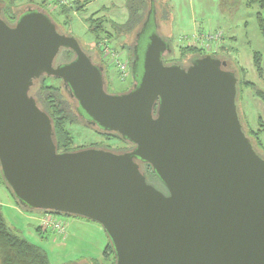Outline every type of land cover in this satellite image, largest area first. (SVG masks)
<instances>
[{
    "label": "water",
    "instance_id": "95a60500",
    "mask_svg": "<svg viewBox=\"0 0 264 264\" xmlns=\"http://www.w3.org/2000/svg\"><path fill=\"white\" fill-rule=\"evenodd\" d=\"M153 6L135 35L136 84L120 94L45 11L28 8L9 24L0 7L3 179L26 209L100 224L114 264H264V158L243 130L237 77L209 53L165 64L171 47ZM64 50L73 57L55 64ZM43 76L61 80L88 125L132 148L57 151L52 120L29 93Z\"/></svg>",
    "mask_w": 264,
    "mask_h": 264
},
{
    "label": "rangeland",
    "instance_id": "374dc122",
    "mask_svg": "<svg viewBox=\"0 0 264 264\" xmlns=\"http://www.w3.org/2000/svg\"><path fill=\"white\" fill-rule=\"evenodd\" d=\"M67 1L68 3L74 1L72 11L77 14L53 15L50 13L54 10V5L51 2L46 8V6L38 7V4L33 3V0L31 2L23 0L8 11L13 14L14 19L15 16L28 8H40L46 13L49 12L51 20L56 24L60 33L75 37L81 48L90 55L92 62L103 65L102 53L95 42L98 36L96 37L88 29V25L84 21V18L89 14L103 10L99 13L107 18L106 28L110 31L109 41L112 48L123 52L126 57L130 58L131 45L134 42L135 34L141 28L148 14L151 0H86L89 3L86 6L83 5L81 10H77L75 5L79 6L83 0ZM153 1L156 31L171 47V52L163 55L165 64L175 63L181 66L189 64L193 55L187 54L182 58L180 54L182 42L179 37L192 33L193 28H202L201 31L219 29L223 32L222 46L224 45V48L214 54L225 60V68L233 71L237 77L236 102L238 113H241L242 103L244 106L243 117L239 113L243 130L255 146L256 151L264 157V133L260 136L263 146L258 144L256 134L251 133V129L257 132L260 129L264 130V102L257 95L259 90L264 92V39L258 25L259 14L264 18V6L260 0ZM106 8L109 11H105ZM2 15L3 13L1 17ZM3 17L7 18L10 23L14 22V19L8 17L7 13ZM229 36H234V40L230 41ZM72 57L73 54L62 51L54 62L55 64L67 62ZM256 59L259 61L260 71L256 67ZM108 70L109 74L107 72L104 75L105 87L108 88L105 90L115 92L119 87H122V84L110 80L114 73L112 65ZM248 82L251 84L246 85L245 83ZM50 85L56 89L55 95L60 106L70 114V120L65 122L64 127L71 137V151L93 146L114 152L130 150V145L122 141L118 135L101 133L95 127L88 125L78 114L76 101L69 96L68 91L58 78L41 77L33 85L34 87L29 93L38 100L40 106H43L41 88ZM241 98L244 99L242 103ZM145 168V165L141 166V170L145 171ZM148 182L166 193V189L157 178H151ZM3 189L0 188V211L6 224L30 242L45 249L52 264H81L85 258L101 255L104 245L101 246L100 242L102 240L108 242V238L100 224L79 216L58 214L57 218L60 221H68L65 236L61 237L49 231L38 232L36 229L42 211L22 207L9 190L6 192ZM113 260L112 254L107 260L108 264H112Z\"/></svg>",
    "mask_w": 264,
    "mask_h": 264
},
{
    "label": "trees",
    "instance_id": "16d2710c",
    "mask_svg": "<svg viewBox=\"0 0 264 264\" xmlns=\"http://www.w3.org/2000/svg\"><path fill=\"white\" fill-rule=\"evenodd\" d=\"M23 0H0V7H1V14L5 15V13L8 14V17L11 19H14L13 14H10L8 11L11 9V7H16L19 2H22ZM32 0H29L31 2ZM37 3L38 7H43L49 4L50 0H33V3ZM40 2V3H38ZM89 1L83 0V2L79 3L80 5L75 8L77 10H81V7L83 5H86ZM261 4L264 6V0H260ZM78 4V2H76ZM53 4V3H52ZM73 2L68 3V5H59L54 8L50 13L53 15H64L68 16L69 13L72 11ZM40 9V8H39ZM84 9V8H83ZM75 10V9H74ZM44 11V10H43ZM49 15V12H47ZM2 15V18L9 24H12L7 20V18H4ZM18 16V15H17ZM15 16V19L17 18ZM50 16V15H49ZM14 19V21H15ZM86 21L88 23L89 29L94 33L96 38V44H99V41L103 38H107L110 40V31L106 28L107 18L103 16H98V12L91 13L87 18ZM14 23V22H13ZM94 24V25H92ZM258 25L260 33L264 39V18L259 14L258 16ZM113 26V25H112ZM114 27V26H113ZM105 35H102L104 34ZM107 34V35H106ZM109 35V37H108ZM67 54H70L71 52L69 50H64ZM180 54L182 58L186 56L187 54H192L193 56L191 59L195 57H199L204 55L205 53L201 51L200 49L196 47H182L180 46ZM72 54V53H71ZM216 56V54H213ZM258 59V57H256ZM190 59V60H191ZM255 60L256 67L258 71H260V65L259 61ZM47 77V76H43ZM251 84L250 82L245 83ZM34 87V86H32ZM31 87V89H32ZM30 89V90H31ZM42 89L41 94V100L42 105L40 106L38 104V100H36L38 106L45 111L49 117L52 120V127H53V140L57 147V151H71L70 149V136L69 133L66 131L64 124L68 120H70L69 113H66L65 110L60 106V102L58 101L55 92L56 89L53 86H45ZM257 95L260 96L262 101L264 102V92L259 90L257 91ZM237 99V94H236ZM264 130L260 129L259 132L254 131L251 129V133L256 134L257 142L260 146H263L262 141L260 139V134ZM115 134V133H111ZM116 135V134H115ZM247 135V134H246ZM119 136V135H118ZM120 137V136H119ZM120 139L124 141L121 137ZM126 142V141H124ZM127 143V142H126ZM128 144V143H127ZM253 144V143H252ZM254 146V145H253ZM94 147V146H93ZM255 148V146H254ZM263 157V156H262ZM264 158V157H263ZM149 164L145 163V171L144 174L146 175L147 181H150L151 178H157L154 174V172L151 170V168L148 167ZM150 175V177H149ZM5 185L6 188L12 193L10 188L6 185L5 180L3 179L1 169H0V186ZM56 213V212H55ZM60 214V213H57ZM66 215V214H64ZM68 216V215H66ZM38 232L41 230L37 227L36 229ZM113 254V248L110 243H108L103 251V257L105 259H109L110 256ZM114 256V255H113ZM115 257L112 262L114 264ZM87 263V262H86ZM0 264H52L49 260V256L45 249H43L41 246L36 245L29 240H27L24 236L17 233L16 231L12 230L5 222V219L0 211ZM89 264V263H88ZM92 264H98V262L94 259Z\"/></svg>",
    "mask_w": 264,
    "mask_h": 264
},
{
    "label": "built area",
    "instance_id": "2783aa9c",
    "mask_svg": "<svg viewBox=\"0 0 264 264\" xmlns=\"http://www.w3.org/2000/svg\"><path fill=\"white\" fill-rule=\"evenodd\" d=\"M53 3L54 8L59 5H66L67 0H50ZM224 38L223 32L219 29L209 31H196L183 35L179 38L182 42V47H196L203 51L205 54H214L222 44ZM99 50L102 53V60L106 63V67L112 65L114 67V73L110 77L113 82H119L120 84H126L131 80V63L128 57L123 52L112 48L110 41L107 38H103L99 41ZM109 74V70L107 71ZM41 212V211H40ZM57 213L52 211H42L39 217L38 228L42 232L56 233L58 236L66 235V227L68 221H60L57 218ZM61 215V214H60Z\"/></svg>",
    "mask_w": 264,
    "mask_h": 264
},
{
    "label": "crops",
    "instance_id": "0c3cea01",
    "mask_svg": "<svg viewBox=\"0 0 264 264\" xmlns=\"http://www.w3.org/2000/svg\"><path fill=\"white\" fill-rule=\"evenodd\" d=\"M76 1H77V0H76ZM71 2H74V1H70V3H71ZM88 3H89V2H88ZM88 3H87V4H88ZM87 4H86V5H87ZM86 5H84V6H86ZM104 8H105V7H104ZM107 10L109 11V9L106 8L105 11H107ZM96 12H98V16H103L101 13H99V12H103V10L96 11ZM70 13H72L73 15H74V14H77V13L74 12V11H71ZM89 15H90V14H89ZM103 17H104V16H103ZM86 18H87V17L84 18V21H85L86 24L88 25V23H87V21H86ZM106 25H107V23H106ZM106 25H105V26H106ZM106 27H107V26H106ZM88 29H89V26H88ZM89 30H90V29H89ZM107 30H108V29H107ZM201 30H203V29H202V28H193V32L201 31ZM108 31H109V30H108ZM193 32H192V33H193ZM179 36H180V35H179ZM179 38H180V37H179ZM229 39H230V41H231V40H234V36H229ZM223 48H224V45L222 46V44H221L220 47L217 49V51H220V50L223 49ZM216 55H217V54H216ZM258 89H259V88H258ZM244 97H245V96H244ZM245 98H246V97H245ZM241 100H242V101H241V103H242L244 99L241 98ZM239 109H240V108H239ZM242 109L244 110L243 103H242V105H241V113L239 112V113H240V116L243 115V114H242V111H243ZM242 117H243V116H242ZM257 120H258V118H257ZM263 133H264V132H261L260 136L263 135ZM0 188H4L3 190H5V191L8 190V189L6 188L5 185H1ZM6 192H7V191H6ZM106 242H107V241H104V240H102V242H100L101 246L104 245L103 248H102V251H101V253H100V254H101L100 256H95V257H88V258H85V260H83V262H87V263H89V264H92V263H93V260L95 259V260L98 262V264H108V262H107L108 259H105V258L103 257V251H104L106 245L108 244V242H107V243H106ZM101 246H100V247H101ZM99 249H100V248H99ZM98 251H99V250H98ZM109 259H110V258H109Z\"/></svg>",
    "mask_w": 264,
    "mask_h": 264
},
{
    "label": "flooded vegetation",
    "instance_id": "af4514ba",
    "mask_svg": "<svg viewBox=\"0 0 264 264\" xmlns=\"http://www.w3.org/2000/svg\"><path fill=\"white\" fill-rule=\"evenodd\" d=\"M136 35V34H135ZM136 45H137V40H136V36L134 37V42L132 43V45H131V54H130V58H129V60H130V63H131V65H132V62H133V55H134V52H135V47H136ZM213 55V54H212ZM163 58V57H162ZM101 60H102V57H101ZM103 61V60H102ZM104 62V61H103ZM94 63V62H93ZM95 64H98V63H95ZM98 65H100L102 68H103V76L105 75V74H107V71H108V67H106L107 65H106V63H103V65L102 64H98ZM131 71H132V69H131ZM106 72V73H105ZM105 78V77H104ZM136 84V81H135V79H134V75L133 74H131V80L128 82V83H126V84H122L121 86L122 87H119V89L117 90V91H115V92H109V91H107L108 93H112V94H120V93H124V92H127V91H129L130 89H132L133 87H134V85ZM106 86V79L104 80V87ZM106 88V87H105ZM108 88H106V90H107ZM94 127V126H93ZM96 128V127H95ZM97 129V128H96ZM98 130V129H97ZM99 131V130H98ZM99 132H101V131H99ZM101 133H105V132H101ZM111 134V133H110ZM117 135V134H116ZM132 147L130 146V149H131ZM104 149V148H103ZM108 150V149H107ZM113 151V150H112ZM125 151H129V150H125ZM136 161H137V163L139 164V166H140V168H141V166L142 165H145V163H143V162H141V161H139L138 159H136ZM148 167L150 168V166L148 165Z\"/></svg>",
    "mask_w": 264,
    "mask_h": 264
}]
</instances>
